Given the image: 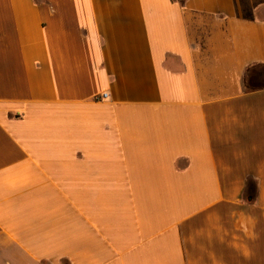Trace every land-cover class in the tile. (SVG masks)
I'll use <instances>...</instances> for the list:
<instances>
[{
	"label": "crops",
	"instance_id": "0c3cea01",
	"mask_svg": "<svg viewBox=\"0 0 264 264\" xmlns=\"http://www.w3.org/2000/svg\"><path fill=\"white\" fill-rule=\"evenodd\" d=\"M0 264H264V0H0Z\"/></svg>",
	"mask_w": 264,
	"mask_h": 264
},
{
	"label": "trees",
	"instance_id": "16d2710c",
	"mask_svg": "<svg viewBox=\"0 0 264 264\" xmlns=\"http://www.w3.org/2000/svg\"><path fill=\"white\" fill-rule=\"evenodd\" d=\"M253 81L254 80L252 78H249L246 81L244 80V86H245L246 90L253 91V90H256L260 86L256 82H253ZM246 201L248 203H252L253 202L251 196H247V200Z\"/></svg>",
	"mask_w": 264,
	"mask_h": 264
},
{
	"label": "built area",
	"instance_id": "2783aa9c",
	"mask_svg": "<svg viewBox=\"0 0 264 264\" xmlns=\"http://www.w3.org/2000/svg\"><path fill=\"white\" fill-rule=\"evenodd\" d=\"M101 98H102V99L106 98V95H105V94H103V95L101 96Z\"/></svg>",
	"mask_w": 264,
	"mask_h": 264
}]
</instances>
